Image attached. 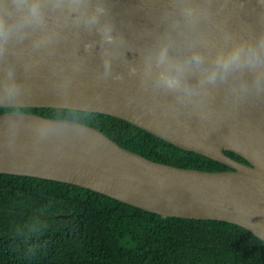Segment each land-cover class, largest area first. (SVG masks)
<instances>
[{
  "label": "water",
  "instance_id": "water-1",
  "mask_svg": "<svg viewBox=\"0 0 264 264\" xmlns=\"http://www.w3.org/2000/svg\"><path fill=\"white\" fill-rule=\"evenodd\" d=\"M185 3L206 8L208 18L187 26ZM107 6L116 33L124 37L123 44L107 46L114 57L110 75L103 73L98 35L74 27L67 9H48L45 28L27 29L23 41L11 40L0 58V93L10 66L22 85L17 101L0 106L114 115L228 169L152 160L92 125L10 110L0 113V173L80 185L162 216L236 223L264 241V54L252 66L245 61L242 69L218 76L215 84L205 75L235 45L258 44L264 6L256 0H107ZM165 34L173 60L187 64L194 53L204 58L185 68L182 83L187 81L192 95L156 87L164 67L154 60L144 76V58L155 53ZM89 42L97 43L86 52Z\"/></svg>",
  "mask_w": 264,
  "mask_h": 264
},
{
  "label": "trees",
  "instance_id": "trees-1",
  "mask_svg": "<svg viewBox=\"0 0 264 264\" xmlns=\"http://www.w3.org/2000/svg\"><path fill=\"white\" fill-rule=\"evenodd\" d=\"M10 110L92 125L152 160L228 169L114 115L0 106ZM0 264H264V241L236 223L162 216L80 185L0 173Z\"/></svg>",
  "mask_w": 264,
  "mask_h": 264
},
{
  "label": "clouds",
  "instance_id": "clouds-1",
  "mask_svg": "<svg viewBox=\"0 0 264 264\" xmlns=\"http://www.w3.org/2000/svg\"><path fill=\"white\" fill-rule=\"evenodd\" d=\"M257 4L264 6V0H256ZM52 11L67 9L74 14L73 26L77 29L83 28L91 33L95 32L99 37V47L101 51L102 68L105 76L111 74L112 59L108 45H117L124 43V37L116 33V27L111 18L110 8L107 6V0H0V58L5 55L8 43L16 39L23 41L27 35V29H43L46 26L47 10ZM181 13L187 26H194L201 17L208 18L209 12L206 8L193 7L185 3L181 7ZM226 38L230 36L226 35ZM257 45H249L247 49L242 45H235L232 51L227 55H218L214 66L205 72L206 81L209 84H215L218 76L223 79L230 69H242L247 61L249 66L259 62L261 54H264V32L257 37ZM97 42H89L84 45L86 52H91ZM171 41L165 34L162 42L159 44L155 53H149L144 58V76L151 74L153 60L155 64L164 70L159 72L155 78V86L169 92L183 90L187 95H192L193 91L189 88L187 81L182 78L185 74V68L188 65H200L203 62V56L194 53L187 62L173 60L169 56V47ZM36 46H39L37 42ZM136 68H130L129 73L134 75ZM6 80L3 83V90L0 93V101L13 103L21 96L22 85L17 80L16 72L13 67H8L5 72ZM116 79H122L117 75ZM204 80H201L203 83ZM256 91L260 92V81L255 82ZM246 91V86H242Z\"/></svg>",
  "mask_w": 264,
  "mask_h": 264
}]
</instances>
